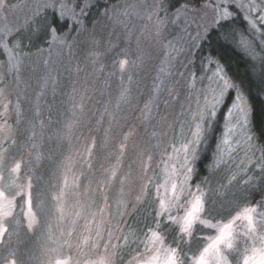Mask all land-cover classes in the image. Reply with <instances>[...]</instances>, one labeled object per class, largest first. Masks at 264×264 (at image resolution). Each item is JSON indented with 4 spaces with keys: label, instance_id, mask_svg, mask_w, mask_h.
Returning a JSON list of instances; mask_svg holds the SVG:
<instances>
[{
    "label": "rangeland",
    "instance_id": "374dc122",
    "mask_svg": "<svg viewBox=\"0 0 264 264\" xmlns=\"http://www.w3.org/2000/svg\"><path fill=\"white\" fill-rule=\"evenodd\" d=\"M73 5L0 0V264H200L202 254L207 264H261L264 155L252 107L200 46L222 22L233 19L229 27L239 28V12L244 32L236 33L237 47L259 64L264 0L185 4L168 21L160 17L158 0L110 8L107 21L82 35H89L95 60L111 48L110 37L123 34L125 47L111 63L117 110L110 109L99 131L77 130L84 113L80 99L72 102L54 148L55 176L38 191L37 152L45 133L38 120V130L32 129L33 113L24 105L29 87L19 42L46 25L29 24L45 7L70 27L82 26ZM55 36L48 45L60 44ZM158 58L159 81L167 83L154 99L164 101L154 109L152 95H144L156 110L153 132L144 123H151L153 111L133 104L130 95L145 88L141 75ZM218 238L224 242L213 248Z\"/></svg>",
    "mask_w": 264,
    "mask_h": 264
},
{
    "label": "trees",
    "instance_id": "16d2710c",
    "mask_svg": "<svg viewBox=\"0 0 264 264\" xmlns=\"http://www.w3.org/2000/svg\"><path fill=\"white\" fill-rule=\"evenodd\" d=\"M7 1L10 4L21 0ZM38 1L43 2L46 0ZM69 1L74 4V9L81 11L82 26L73 25V27H70L69 21L65 19L62 21L54 10L45 7L44 11L36 12V18L34 17L32 21L29 20V24L30 26L33 23L43 25L40 20H44L46 25L40 27V29L34 28V36L31 39L25 40V38H22L19 42L20 52L29 57L27 60L26 55L24 56L25 63H27L25 80L28 81L29 87V95H27L28 98L26 99L27 104L24 101V105L26 109H31L33 113L31 116L34 121L32 129L38 130L40 125H37L38 120L45 133L41 141L42 145L37 152L38 158L41 159L40 163L37 160L36 166L38 167L35 169L38 170L35 173L38 191H42L46 183L53 181V179L51 181V178L55 174L57 157L54 148L60 144L57 136L61 135L62 122L70 120L69 112L72 102L75 99H80L82 102V113H84V116L78 119L77 130L79 128L80 130L90 129L92 132L99 131L103 121L109 118L110 109L115 107L117 110L118 107V105H115L118 84L116 77H114L115 80H111L113 78L111 63L115 60L117 50L125 47L123 34H115L112 37L106 36L105 41L110 37L111 48L95 60L92 56L94 46H92V43H87L89 35L83 36L82 34L93 28L95 24L104 23L99 22L100 20L107 21L110 8L118 6L126 8L137 0ZM147 1L151 3L152 0ZM169 2H173V0H158L160 17H166L167 21L173 18L175 10L181 5L199 6L205 0H183L182 2L177 0L179 4L173 6ZM113 17H115V14L112 16V21L114 20ZM235 18L240 19L239 28L229 27V24L234 21L233 19L220 23L218 28L211 29L208 32L206 38L202 40L200 49H204V57L219 61L230 79L248 97L252 107L253 131L262 145L264 155V58L258 60L259 64L256 62L259 66L258 68L249 56L238 49L239 38L237 36L240 34L239 32L243 34L244 23L241 13L238 12ZM102 30L104 28L100 27V30L96 31L102 32ZM52 34L56 35L54 37L56 41L61 40L60 44L56 45L57 47L54 44L48 45ZM190 34H195V32L192 30ZM125 39L128 40L127 37ZM198 53L196 51V59H198ZM1 57H3V54ZM86 58L89 61H95L93 66H87ZM159 58L156 61H150L147 65L149 69L147 68L148 70L146 69L147 71L145 70V73L141 75V78L144 77L145 88L140 94L134 90L132 95H130L132 103L135 105L140 103V107L145 109L147 113L153 111L149 109L153 104H150V101L146 99L147 96L144 97L145 94L152 95L154 105L156 104L154 109H159L161 102L164 101L163 95L162 98H159V101L158 98L156 102L154 99L156 93L161 91L164 93L167 83H161L158 78L162 77V74L157 72V67L160 69ZM152 64L153 67L151 66ZM138 75L136 74V76ZM156 117V110H154L150 117L151 123L144 121L148 126L151 125L153 132H155L152 127L155 126ZM206 156L203 154L199 165L207 158ZM149 222L151 223L150 218L147 219V227L150 226Z\"/></svg>",
    "mask_w": 264,
    "mask_h": 264
},
{
    "label": "snow or ice",
    "instance_id": "6c2138e0",
    "mask_svg": "<svg viewBox=\"0 0 264 264\" xmlns=\"http://www.w3.org/2000/svg\"><path fill=\"white\" fill-rule=\"evenodd\" d=\"M123 63L126 64L127 62L125 61V62H123ZM122 66H123V64H122ZM29 203H30V201H29ZM193 208H194V211H195V210H198V209L196 208L195 205L193 206ZM193 214H194L193 212H189V213L187 214V216H188V217H192ZM189 226H190V224H189ZM182 231H184V232H188L189 229H188V228H183ZM223 242H224L223 238H218L217 241L212 245V247L218 249L219 244H221V243H223ZM228 247L231 248V247H232V244L229 243V244H228ZM208 251H209L208 248H205V249H204V252H205V253H207ZM13 264H14V262H13ZM57 264H61V262H60V261H57ZM200 264H207V262L205 261V258H204V255H203V254L200 256ZM246 264H247V262H246ZM261 264H264V258H262V260H261Z\"/></svg>",
    "mask_w": 264,
    "mask_h": 264
}]
</instances>
